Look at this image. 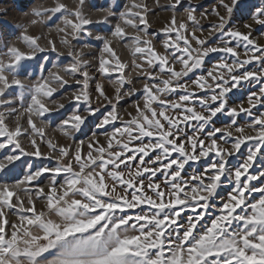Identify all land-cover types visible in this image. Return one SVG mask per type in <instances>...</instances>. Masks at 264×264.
Returning a JSON list of instances; mask_svg holds the SVG:
<instances>
[{"label": "snow or ice", "instance_id": "obj_1", "mask_svg": "<svg viewBox=\"0 0 264 264\" xmlns=\"http://www.w3.org/2000/svg\"><path fill=\"white\" fill-rule=\"evenodd\" d=\"M188 5L168 0L166 8L173 14L160 30L163 52L156 50L149 33L144 0L126 6L107 35L95 34L91 26L109 23L116 15L110 7L98 10L104 15L93 20L85 12V0H77L72 8L53 0L52 6L33 11L30 24L61 20L55 29L60 47L53 39L41 46L42 37L30 35L27 27L16 42L4 45L0 107L8 115L0 111V264H264V164L249 171L257 155L264 156V112L252 113L264 98V86L248 96V107L228 103L229 93L243 82L264 85V45L250 38L251 31L226 29L238 0H218L212 7L217 23L207 31L209 37L219 34L221 42L215 46L197 35H203L201 20L209 14H197L191 0ZM180 8L186 21L177 23ZM252 18L264 26V7ZM84 37L102 42L97 71L114 85L109 96L96 83L95 108L84 53L91 45L85 42L77 50L73 44ZM114 42L131 53L132 69L144 77L142 90L125 71L128 64L115 52ZM49 51L71 62L63 68L53 65L55 71L35 82L19 78L28 67L25 61ZM214 53L223 55L206 76L185 80ZM229 57L234 59L228 62ZM253 62L260 64L259 71L246 67ZM40 68L44 71L45 65ZM112 73L119 75L113 79ZM72 83L78 86L70 97L75 108L55 131L73 140V133L107 105L109 110L95 124L103 130V141L97 131L86 146L83 140L59 145L47 137L48 122L41 118L65 107L53 94ZM195 89H207L211 95L197 96ZM137 92L141 96L132 103L134 112L124 119L118 105ZM10 96L21 101L20 109ZM218 114L232 123L211 126ZM241 114L250 118L246 125L237 120ZM117 121L122 123L118 126ZM249 141L253 143L247 154L233 164L232 158ZM45 143L48 152L42 151ZM23 157L55 160V165L30 164L22 178L9 182ZM186 165L199 167L187 176ZM42 178L49 184L43 185ZM225 181L226 197L221 195ZM37 203L42 205L39 211Z\"/></svg>", "mask_w": 264, "mask_h": 264}, {"label": "rangeland", "instance_id": "obj_2", "mask_svg": "<svg viewBox=\"0 0 264 264\" xmlns=\"http://www.w3.org/2000/svg\"><path fill=\"white\" fill-rule=\"evenodd\" d=\"M52 2L53 0H0V59L4 58L2 55L4 45L6 43L12 44L13 42H16V38L20 36L25 27L28 28V33L30 35L42 37V39L39 41L41 46L47 47V40L53 39L57 47H60V39L55 29L57 25H61V20L56 19L54 23L46 21L44 25L38 24L32 26L30 24L31 19H33V11L41 9L43 7L52 6ZM61 2L68 5L69 8H72L75 6L77 0H61ZM132 2L133 0H85V12L93 20H98L104 15L102 11H98L100 9H106L110 7L116 13L115 16L109 17V23L92 25L91 27L94 29V33L97 35L109 34L110 29L113 28L115 23L118 21L119 13L121 11H124L126 6H130ZM136 2H140V0H136ZM144 2L148 5L147 18L150 22L149 33L153 34V43L156 47V50L159 52H163L162 41L164 38V34L160 30L166 24L170 23L171 16L173 14L172 10L166 8L168 0H159V6H157L156 0H144ZM182 3L184 7L189 6L188 0H182ZM217 3L218 0H191V6L196 7L197 14L205 11L209 14L207 19L201 20V27L204 29L203 35L201 36L199 32H197V35L202 39L207 37L209 44L212 46H215L216 44H219L221 42V39L218 38L219 34L213 33V35L209 37L207 31L212 24L217 23L216 17L210 14L212 7ZM260 7H264V0H238V6L234 9L231 17L228 19L226 29H238L241 32L251 31L250 38L255 39L259 45H264V34H262L264 33V26L256 24L252 18L255 14V10ZM221 13L224 14L223 10H221ZM181 20L186 21V13L184 12V8H180L179 12L177 13V23H179ZM245 24L251 25V28L245 29ZM171 35L175 36V33H172ZM85 42H88L91 45V47L84 49V53L85 58H87L89 61L88 71L92 78L89 82V91L93 98L92 107L95 108L97 107L95 98L98 95V93L95 92L96 83H101L109 96L114 95V85L109 82L108 78L102 77L97 71V68L99 66V58L101 57L102 42L97 41L94 38L84 37L79 42L73 41V44L75 45L76 49L79 50ZM234 45L235 42H233V46ZM19 46L23 47L22 44H20ZM113 48L119 58L123 62H126L128 64V67L125 69V71L131 73L132 78L136 80L135 87L142 90L144 77H137L136 71L132 69V55L129 50L126 47H123L121 44H117L115 42L113 43ZM61 50L63 51L64 49L61 48ZM238 51L241 53V59H243L244 48L242 45L239 47ZM221 55L223 54L214 53L205 58L202 67L194 70V73H190L188 77H185V80L191 81L201 74H204L206 76L207 71L209 69H212L213 66L219 62ZM44 56H47L48 59L44 60ZM104 56L105 58H108L109 54H104ZM233 59L234 58L229 57L228 62H231ZM70 62V57L57 56L55 53H52L50 51L46 53H38L36 59L24 62V64H26L28 67L24 69L19 78L24 79L26 82L28 80L35 82L41 75L48 76L49 71H55L56 69L53 67V65H56L59 68H63L66 67ZM40 64L45 65L44 71H41ZM246 67H248L250 70L259 71L260 64L258 62H253ZM118 75L119 73H112V78L115 79V77ZM261 86L264 85H261L259 83L249 84L247 82H243V87L233 89V91L229 93V107H235L241 104L244 107H248V96H250L253 92L259 93V88ZM77 87V85L72 83L70 86L58 89L57 92L53 94V99H55L57 102L64 103L65 107L63 109H60L58 112L54 111L46 113L45 117L41 118L45 119L48 122V126L45 129L47 137L52 138L53 142L59 145H69L73 143V140L76 142L83 140L85 141L86 146L88 138L92 136L93 131L99 132L100 139L102 141L104 140L103 130L96 129L95 124L99 122L98 118L101 117L102 114L107 110H109L110 106L107 105L105 107H101V110L99 113H97L96 117H89L88 121H86V124L82 126L80 132L73 133V140H69L62 136L60 132L55 131V128L60 125L61 121L68 115H70L74 110L75 104L70 100V97L72 92L76 90ZM126 87H131V85H128ZM192 87L195 88V86ZM195 91L197 96L202 97L206 94V92L208 95H211V92L207 89L204 92L200 91L199 89H195ZM140 96L141 93L137 92L135 96L131 98H125L120 101L118 110L121 116L124 117V119L128 118V112H134L132 103L133 101L139 99ZM9 99L13 101L17 109L21 108L22 104L19 99L12 96H10ZM50 107H54V105H50ZM84 107L85 106L83 104L79 106V110L82 113ZM196 107L199 108L198 103ZM0 111H4L5 115H8L7 111L3 107H0ZM260 112H264V98H262L261 103H258L256 107L252 109L253 115H258ZM237 120L240 125H246L249 122L250 118L247 114H241L239 117H237ZM22 123L24 122L22 121ZM116 123L119 126L122 121H117ZM231 123L232 120L228 116L218 114L217 118L214 119V124L211 126L216 128H224ZM107 127L109 131H111V126ZM181 127H183V125H181ZM190 131L191 129H189V132ZM217 135H219V133ZM252 143V141H249L246 145L242 146L241 152L237 153V157L232 158L233 164L239 163L238 158L243 157L247 154L248 147ZM42 151L48 152L46 143L42 145ZM3 155L4 152L0 151V158H3ZM201 163H203V161ZM30 164L33 166H54L55 160H45L42 158L37 159L35 157H23L21 161L17 162V166L12 176L8 178L9 182H14V180L17 178H22L24 173L29 170ZM261 164H264V156L258 154L257 160L256 162H254V167L252 169H249V171H256L261 167ZM198 167L199 165H186L184 174L190 176L197 170ZM158 178V182H162L164 179V177L159 173ZM49 182V179L42 178L43 185H47L49 184ZM29 187L31 188L33 186ZM228 190L229 185L227 181H225V187L221 190V195L226 197ZM218 202L219 200H217V203ZM36 207L38 211L42 209V205H40L39 203L36 204ZM135 211L138 212L139 209H136Z\"/></svg>", "mask_w": 264, "mask_h": 264}]
</instances>
